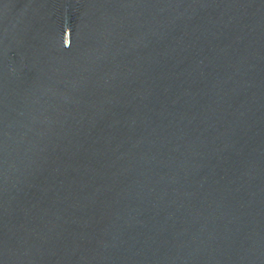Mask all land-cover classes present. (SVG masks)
I'll return each mask as SVG.
<instances>
[{"label": "water", "instance_id": "1", "mask_svg": "<svg viewBox=\"0 0 264 264\" xmlns=\"http://www.w3.org/2000/svg\"><path fill=\"white\" fill-rule=\"evenodd\" d=\"M0 264H264V0H0Z\"/></svg>", "mask_w": 264, "mask_h": 264}]
</instances>
